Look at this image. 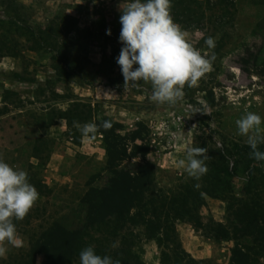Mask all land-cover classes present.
<instances>
[{
  "label": "rangeland",
  "instance_id": "obj_1",
  "mask_svg": "<svg viewBox=\"0 0 264 264\" xmlns=\"http://www.w3.org/2000/svg\"><path fill=\"white\" fill-rule=\"evenodd\" d=\"M125 3L0 0V159L26 171L39 193L13 221L22 246H8L0 264H44L42 236L57 224L82 230L64 264H80V252L99 245L100 256L128 264H235V248L246 264H264V161L236 125L248 112L264 119V0H171L187 42L215 55L212 70L185 85L175 104L154 102L150 82L124 87L116 57ZM210 36L214 49L205 44ZM77 123L98 131L82 135ZM113 138L123 153L111 161ZM189 147L207 150L208 172L198 181L179 166ZM145 165L152 172L143 206L130 212L143 221L126 219L112 231V216L90 226L86 194L114 171ZM246 203L253 233L240 215ZM154 210L161 227L151 232L144 222Z\"/></svg>",
  "mask_w": 264,
  "mask_h": 264
},
{
  "label": "clouds",
  "instance_id": "obj_2",
  "mask_svg": "<svg viewBox=\"0 0 264 264\" xmlns=\"http://www.w3.org/2000/svg\"><path fill=\"white\" fill-rule=\"evenodd\" d=\"M170 8L171 0H126L119 19L122 47L116 63L120 66L124 87L150 82L151 99L158 104H175L183 97L184 86H196L199 79L212 70L215 60L214 54L202 55L187 42ZM205 44L214 49L215 38L208 37ZM262 124L264 119L252 112L236 121L238 134L247 138L256 161H264V152L258 150V145L264 144ZM75 126L85 136L98 131L94 123ZM100 127L107 130L111 123L105 121ZM206 152L203 147H189L179 166L189 177L200 180L208 172ZM38 198L39 193L29 182L27 172L0 159V259L6 257L8 246H22L13 221L23 220ZM80 264H119V261L100 256L89 246L80 252Z\"/></svg>",
  "mask_w": 264,
  "mask_h": 264
},
{
  "label": "trees",
  "instance_id": "obj_3",
  "mask_svg": "<svg viewBox=\"0 0 264 264\" xmlns=\"http://www.w3.org/2000/svg\"><path fill=\"white\" fill-rule=\"evenodd\" d=\"M185 11L186 13L187 11H189V13L192 12V10H189L188 8H185ZM185 16L188 15L186 14ZM137 136L138 134L136 133L135 137ZM117 147L118 142L115 138H113L110 142L111 153L109 152L111 161L115 158V155H122L123 153L121 150L117 149ZM111 161L110 166L112 164ZM151 172L152 169L148 165L141 166L134 173L126 170L114 171V176H111L108 183L103 188H92L82 201L83 203L87 202L90 212H93L92 216H90V226L96 223H105L107 221L106 219L112 216H116L117 218L116 226L112 227V231L116 230L117 228H121L120 224H124L126 219L133 221L134 223H136L135 221H143L144 215L141 211L134 214L133 216L130 215V212L133 208H138L139 205L140 207L143 206L142 194L145 192L147 185L150 183L149 180L151 177ZM248 206L249 204L246 203L244 206L246 212L240 211V215L249 217L247 231L249 233H253L255 230L254 228H251L254 227L252 226V223L254 222L255 213L254 210L250 209L248 214L247 210L250 208ZM154 208L156 207L154 206ZM159 221L160 216L158 215L157 211L154 210L153 216H150V218L144 222V224H146L147 229L152 232L159 230L161 227ZM88 225L89 224L86 222V226ZM81 231L82 230H78L76 232H63V228L57 224L53 226L48 232H46V234H43L42 241H44L43 243L46 245L44 249V255L46 257L44 264H64L65 259L63 257L70 255L72 250L76 249ZM99 247L100 245L95 250L96 254L98 255H100V252L103 253V250H101ZM125 251L126 250L123 249V254ZM233 253V261L235 264L248 263L249 256H246L241 250L235 248ZM59 256H62L63 258L61 261L59 260ZM51 258H54L55 262L58 260V262H51ZM237 258L240 259L237 260ZM116 261H119V264H128V258L124 257L122 259V256H118Z\"/></svg>",
  "mask_w": 264,
  "mask_h": 264
}]
</instances>
